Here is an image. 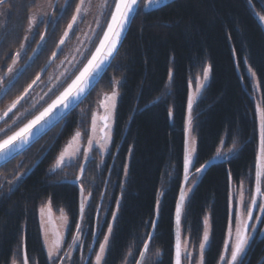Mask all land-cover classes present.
<instances>
[{
    "label": "trees",
    "instance_id": "trees-1",
    "mask_svg": "<svg viewBox=\"0 0 264 264\" xmlns=\"http://www.w3.org/2000/svg\"><path fill=\"white\" fill-rule=\"evenodd\" d=\"M0 6L7 8L0 33V71H3L23 40L27 17L34 8L33 0H5ZM139 6L141 11L133 19L112 67L84 103L69 115L59 138L52 139L60 132V125H57L30 150L0 167V176L11 179L16 171L32 168L41 158V146L54 145L13 192H8L6 183L0 187V264H10L14 258L18 264H23L25 255L29 264H49L38 220V209L49 198L55 214L64 208L69 216L71 231H67L63 250L68 249L79 217V188L67 181L75 178L79 168H63L53 174L49 169L76 130L80 109L88 105L90 113L97 93L111 91L109 81L113 77L122 78L113 142L104 166L95 168L100 159L95 153L82 176L85 188L93 190L92 206L87 209L89 226L97 218L96 204L107 205L101 213L105 214L101 221L102 231L93 249H98L108 228L104 221H110L119 197L118 220L107 253V264H123L125 257L136 261L144 241L148 240L146 233L152 230L151 224L145 222L155 218L157 193L162 191L165 193L161 197L162 210L154 238L149 240L145 264H173L175 200L183 179L189 83L205 66L210 68V81L193 110L196 154L191 173L213 159L221 139L224 140L223 150L232 146L234 138L239 149L228 161H217L201 171L202 176L186 203L181 237L188 238L190 249L197 251L203 233V218L208 215L212 227L211 245L204 261L205 264H218L228 225L229 172L232 185L243 182L249 187L259 148L255 102L245 67L247 65L256 73L261 106L264 107V29L256 15H264V0H253L252 4L248 0H173L155 10L144 9L141 0ZM70 15L71 10L56 26L55 33L49 35L45 50L31 62L32 66L8 96L0 100V107L35 77L55 47ZM31 47H35V41ZM169 68L173 70L171 81L168 80ZM169 107L173 109L171 120ZM89 119L90 115L84 129L90 124ZM129 146L132 147L131 154ZM125 162L128 163V174L124 180ZM18 163L22 166L17 167ZM65 173H68L67 178ZM103 191H107V195L101 198ZM91 238V231L82 236L85 247ZM130 246L132 255H128ZM157 249H160V256L155 255ZM63 254L61 251L60 255ZM94 256L95 251H92L87 264H92ZM74 264H78L77 258ZM245 264H264V238L257 236L252 242Z\"/></svg>",
    "mask_w": 264,
    "mask_h": 264
},
{
    "label": "snow or ice",
    "instance_id": "snow-or-ice-1",
    "mask_svg": "<svg viewBox=\"0 0 264 264\" xmlns=\"http://www.w3.org/2000/svg\"><path fill=\"white\" fill-rule=\"evenodd\" d=\"M249 4L253 0H248ZM5 0H0V5ZM166 4V0H144V9H159ZM35 11L30 12L25 29V35L20 42L19 47L11 54V62L7 64L5 70L0 71V100L8 96L13 87L17 84L23 74L32 66L35 58L45 50L48 44L50 34H54L56 26L71 10L70 18L66 27L63 28L59 39L55 41V47L47 57L45 63L41 65L35 77L31 79L19 94L11 97L3 107H0V162L6 164L15 159L17 155L30 150L31 146L46 135L52 128L60 125V132L53 137V141L59 138L64 127L67 126L68 117L78 105L84 103L87 97L95 90L96 85L103 80L109 67H112V61L115 60L119 52V47L131 21L136 14L141 11L139 0H33ZM95 9L94 22L95 27L89 26L88 32L83 33V39L77 35L78 45L71 51V58L65 55L56 65L55 75L50 74L47 80H43L41 74L47 70V67L55 63V60L63 54L67 41L72 35H76L80 23L84 22L87 16ZM262 25H264V15L256 13ZM43 23L45 30L39 32V40H36L37 33L34 26ZM102 33V34H101ZM31 41H35V47H31ZM98 41V42H97ZM31 48V54L26 51ZM27 56V59H23ZM23 59V63H21ZM247 63V60H245ZM253 77L256 73L251 68L248 69ZM210 68H203V78L197 76L195 87L196 93H199L207 81ZM173 78V70L169 68L168 80ZM110 92H98L97 110L91 112L90 127L84 129L83 125L88 117V105L80 109L81 116L77 122V128L71 137L62 146L57 154L53 165L49 169L55 173L58 169L79 168V172L70 184L79 186V217L75 223V232L72 234L71 243L67 250L62 249L65 242V232L71 231L69 216L64 208L59 209V224L56 225L52 220V207L49 198L40 208L41 214V233L44 237V247L47 250L49 264H64L72 261V249L75 247L84 248L85 244L81 237L91 231L93 240L96 241L100 235L101 213L107 209L106 204L97 203V218L94 224L89 226L87 209L90 208L93 190L91 187L85 188L82 176L87 170L88 165L94 159L92 152L99 150L100 160L95 164L96 169H100L104 164L103 155L108 151L109 145L113 142L112 119L117 107V98L121 95L119 88L122 87V78L113 77L110 81ZM43 85L40 92H35V87ZM167 88V84L165 85ZM191 87V83H190ZM193 102L194 95L190 91L187 98L188 114L184 123V151H183V179L179 185V193L175 200V230L176 242L174 245V264H182L187 261L188 264H205L204 257L206 251L211 245V222L210 217L205 215L203 218V233L199 243V256L195 258L193 251L189 250L188 238H181L182 217H186V200L192 191V185H195L196 179L190 181L193 176L190 169L195 167L194 154L196 153V140L190 137V131L193 127ZM26 105V106H25ZM98 109H103L101 114ZM168 117L173 118V109L168 108ZM131 118V117H130ZM256 118L258 121L259 148L256 155L255 164V191L251 196L250 203L245 200L243 182L240 185V192L237 195L231 190V173L229 172V196H228V225L226 238L224 240L223 251L219 257V264H245V258L248 250L254 240H257V233L260 238H264V228H258V223H264V107L257 105ZM87 135V141L84 143V136ZM221 144L224 140L221 139ZM54 145L48 147L41 146V158L45 157ZM118 147V146H117ZM239 145L235 138L232 146L224 151L217 147L213 159L222 158L228 161L229 154L238 151ZM129 154L132 147L129 146ZM18 163L17 167H21ZM205 168V164L195 168L198 175ZM111 171V168L109 169ZM31 169L17 171L11 179L3 177L8 184V192H13L19 187ZM125 176L128 174V163L124 164ZM171 175V173H169ZM68 173H65L67 178ZM190 181V183H189ZM108 181L105 180V184ZM123 188V181L120 182ZM3 187V184H0ZM101 198L107 195V191L101 192ZM164 192L158 191L156 197L155 218L146 221L152 226V231L146 233L149 240L154 238L155 230L158 227V221L162 210L161 197ZM257 197L260 199L258 200ZM117 208L112 210V220L104 221L107 223V232L103 235V240L99 241L98 250L93 249L91 243L86 245L89 252L95 251L94 264H107V253L111 248V241L114 236L115 222L118 220L120 207V198H116ZM253 207L259 208V213L253 212ZM47 215V226L45 222ZM149 240L144 241V247L140 250V258L136 264H143V259L149 250ZM23 247V242H22ZM63 251V255H60ZM160 249L155 252L160 256ZM128 255H132L131 246ZM91 257L81 255L79 264H87ZM12 264H18L14 258ZM23 264H29L25 255ZM125 264L127 258L125 257Z\"/></svg>",
    "mask_w": 264,
    "mask_h": 264
},
{
    "label": "rangeland",
    "instance_id": "rangeland-1",
    "mask_svg": "<svg viewBox=\"0 0 264 264\" xmlns=\"http://www.w3.org/2000/svg\"><path fill=\"white\" fill-rule=\"evenodd\" d=\"M38 2H40V0H38ZM93 2L96 3L97 0H93ZM139 4H140V3H139ZM143 8H144V0H143ZM149 9H151V7H150ZM33 11H35V9H33L32 12H33ZM95 14H96V13H95V9H94V10H93V11L87 16V18L85 19V21L82 22V23H80V25H79V30H78L77 34H76V35H72V36H71V39H69V40L67 41V46L64 48V52H63L62 57L60 58V60H63V59L65 58V55H67V56L69 57V59L71 58V51H72L74 48H76L77 46H79V45H78V41H77V35H79L80 38L83 39V38H84V37H83V33H84V32H88V30H89V26L91 25L92 27H95V22H94V16H95ZM6 17H7V8L4 7V6H0V33H1L2 29H3V27H4V24H5V21H6ZM39 24H41V23H39ZM39 24H38L37 26H34V31H35V32L37 31V27L39 26ZM27 25H28V24H27ZM261 25H262V24H261ZM262 27H263V29H264V25H262ZM71 40H73V41H71ZM60 60H55V63L52 64L51 69H50V72H49V75H50V74H52V75H55V74H56V72H57L56 65L59 64ZM208 67H209V66H208ZM248 69H249V67L246 65V67H245V72L247 73V75H248V77H249V79H250L251 88H252V98H253V100H254V102H255V113H256L257 105H258V104L261 105V98H260L259 86H258V82H257L256 77H253V76L251 75V73L249 72ZM49 75H48V76H49ZM198 76H200L201 79L203 78V70H202V72H201ZM196 78H197V76H196L195 78H193V80L190 82V83H191V87H190V83H189V92L191 91V92L193 93V95H194L193 110H194V108H195L197 102H198L199 99L201 98L202 93H203V90H204L205 87H207V85L209 84V81H210V71H209L208 79H207V81L204 82V86L201 88V90H200L199 93H196V87H195ZM42 87H43V85H40L39 87H35V92H37V93L40 92ZM188 94H189V93H188ZM118 98H119V97H118ZM118 98H117V101H118ZM97 100H98V96H97L96 100L94 101V105H93V107H92L91 112H92L93 110H97V108H98ZM115 110H116V109H115ZM98 111H99L101 114L103 113V109H98ZM91 112L89 113V110H88V116L90 115V118H91ZM187 114H188V110H187V103H186L185 118H186ZM87 118H88V117H87ZM114 118H115V111H114V114H113L112 125H114ZM256 120H257V118H256ZM89 123H90V119H89ZM0 126H3V122H0ZM89 127H90V124L86 127V129H88ZM257 130H258V121H257ZM190 137H193V127H192V129H191V131H190ZM258 139H259V135H258ZM86 141H87V139H85L84 143H86ZM110 146H111V144L109 145V149H108V151L105 152L104 155H103V160H104V161H105V158H106L107 154H108L109 151H110ZM219 147L223 149V144H220ZM224 151H225V150H224ZM95 153H97V154L100 155L98 149H95V150L92 152V156H93V157H95V156H94ZM195 154H196V153H195ZM195 154H194V160H195ZM232 155H233V153H230V154H229V158H230ZM99 160H100V159H99ZM99 160H98L97 162H99ZM215 160H217V161H224L222 158H219V157L216 158ZM52 165H53V164H52ZM101 166H103V164H102ZM50 168H51V167H50ZM61 170H62V169H58L56 172H59V171H61ZM191 170H192V168L190 169V171H191ZM16 172H17V171H16ZM56 172H55V173H56ZM49 173H50V174H53V173L50 172V171H49ZM201 176H202V172L198 175V178H197L196 173H194L193 176L190 177V181H191V179H193V178L196 179V183H195V185H192V191H193L194 187L196 186V184H197V182L199 181V179H200ZM4 177H5V176H4ZM7 178L9 179V177H7ZM251 179H252V181H251V184H250L249 187L247 186V184H246V185L243 184V189H244V193H245V200H246L247 203H250V201H251V196H252L253 192L255 191V180H256V178H255V170H254V173H253ZM124 180H125V173H124ZM0 181H1V184H5V183L7 184V181H6L5 179H3V176H0ZM190 181H189V183H190ZM248 184H249V183H248ZM240 185H241V184H240ZM240 185L237 186V185H232V184H231V190H232L233 192H235L237 195H239V192H240ZM8 187H9V186H8V184H7V189H8ZM261 187H262V190H264V183H262ZM192 191L190 192L189 197L191 196ZM188 199H189V198H188ZM188 199L186 200V203H187ZM257 199L259 200L260 198L257 197ZM41 206H42V205H41ZM41 206H40L39 209H38V220H39V225H40V232H41V214H40V208H41ZM116 208H117V204H115L113 210H116ZM253 212H254V213H259V208H258V207H253ZM59 215H60V213L55 214V213L53 212V210H52V220H53V222H54L56 225L59 224ZM102 217H103V219H104L105 214H104V215L102 214ZM44 219H45L46 226H47V219H48L47 215H45ZM103 219H102V220H103ZM102 220H101V221H102ZM111 220H112V217H111L110 221H111ZM258 228H264V223H258ZM106 232H107V231H106ZM106 232H105V233H106ZM66 234H67V231L65 232V239H66ZM257 236H259V233H257ZM259 237H260V236H259ZM41 238H42V244H43V247H44V237H43L42 233H41ZM181 238L183 239L184 237H181ZM81 239H82V237H81ZM102 240H103V239H102ZM82 241H83L84 244H85L84 239H82ZM93 242H94V244H95V241L93 240V237H92L90 240H87L86 245H88L89 243H91V245H92ZM64 243H65V242H64ZM64 243L62 244V249H63ZM143 247H144V245H143ZM93 248H94V247H93ZM98 248H99V247H98ZM188 248H189V250H191L189 245H188ZM142 249H143V248H142ZM44 250H45V253H46V256H47V250H46L45 247H44ZM97 250H98V249H97ZM83 251H84V252H83ZM192 251H193V250H192ZM222 251H223V249H222ZM75 252L78 253V254L75 255V254H76ZM60 254H61V253H60ZM81 255H86V256H89V257L91 256V254L89 255V251H88V248H87V247H84V248L75 247V248H73V249H72V261L70 262V264H74L76 258L78 259V264H79V262H80V258H81ZM139 256H140V254H139ZM193 256H194L195 258H198V256H199V247H198V250H197V251H193ZM94 257H95V256H94ZM47 259H48V256H47ZM137 259H139V257H138ZM146 259H147V253H146V256H145L144 259H143V264H145V260H146ZM23 260H24V258H23ZM88 261H89V260H88ZM133 263L136 264V261L133 262L132 257H127V264H133ZM10 264H12V261H11ZM58 264H60V262H59ZM64 264H69V262H68V261H65ZM92 264H94V258L92 259ZM123 264H125V261L123 262ZM182 264H188V262H187V261H183ZM218 264H219V262H218Z\"/></svg>",
    "mask_w": 264,
    "mask_h": 264
},
{
    "label": "water",
    "instance_id": "water-1",
    "mask_svg": "<svg viewBox=\"0 0 264 264\" xmlns=\"http://www.w3.org/2000/svg\"><path fill=\"white\" fill-rule=\"evenodd\" d=\"M140 1L141 0H139V3H140ZM173 0H166V4L165 5H168V4H170L171 2H172ZM164 5V6H165ZM164 6H162V7H164ZM162 7H160V8H162ZM159 8V9H160ZM152 10H155L154 8H151ZM133 21V20H132ZM132 21H131V23H132ZM131 23H130V26H131ZM130 26H129V28H130ZM129 28H128V30H127V32H126V34L125 35H127V33H128V31H129ZM125 39V38H124ZM124 39H123V41H124ZM123 41H122V43H123ZM122 45V44H121ZM121 45H120V47H121ZM120 47H119V49H120ZM50 67V66H49ZM49 67H47V70H48V68ZM46 70V71H47ZM108 70V69H107ZM45 71V72H46ZM45 72H43L42 74H41V76L43 77V75L45 74ZM97 86V85H96ZM79 106V105H78ZM77 106V107H78ZM53 129V128H52ZM51 129V130H52ZM19 155H17L16 157H18ZM15 157V158H16ZM41 159V158H40ZM40 159L32 166V168H31V170L39 163V161H40ZM215 162H217V160H215V159H212V160H210L209 162H207L206 164H205V168L202 170V171H205V170H207L212 164H214ZM7 164V163H6ZM3 165H5L4 163H2V162H0V167H2ZM78 188H79V186H78ZM152 231V230H151ZM148 240H149V238H148ZM175 242H176V230H175V215H174V245H175ZM94 247V242H93V244H92V248ZM91 254V252H89V255ZM139 258H140V256H139ZM173 264H174V258H173Z\"/></svg>",
    "mask_w": 264,
    "mask_h": 264
},
{
    "label": "flooded vegetation",
    "instance_id": "flooded-vegetation-1",
    "mask_svg": "<svg viewBox=\"0 0 264 264\" xmlns=\"http://www.w3.org/2000/svg\"><path fill=\"white\" fill-rule=\"evenodd\" d=\"M40 26H42V27H41L42 30H40ZM44 30H45V26H44V24H43V23L39 24V26L37 27V31H36L37 35H38L39 32H42V31H44ZM37 35H36V37H37ZM36 40H39V35H38V38H37ZM71 41H73V40H71ZM30 43H31V45H32L33 41H31ZM35 46H36V45H35ZM26 51H27V53H28L29 55L31 54V51H29V48H27ZM61 57H62V56H61ZM23 59H27V56H24ZM23 59H22V61H23ZM56 60H57V59H56ZM22 61H21V62H22ZM51 66H52V65H51ZM51 66H50L48 69H51ZM47 71H48V70H47ZM47 71H46V72H47ZM46 72H45V73H46ZM49 72H50V70H49ZM48 75H49V73L47 74L46 78L43 79V80L46 81L47 78H48ZM43 76H44V75H43ZM42 78H43V77H42ZM25 106H26V105H25ZM107 155H108V154H107ZM106 157H107V156H106ZM105 160H106V158H105ZM104 164H105V161H104ZM104 164H103V166H104ZM103 166H101V168H102Z\"/></svg>",
    "mask_w": 264,
    "mask_h": 264
}]
</instances>
